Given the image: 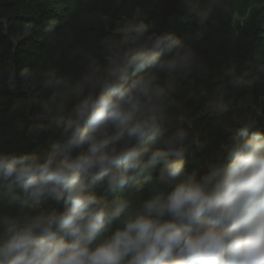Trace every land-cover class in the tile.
Returning a JSON list of instances; mask_svg holds the SVG:
<instances>
[{
	"label": "clouds",
	"instance_id": "1",
	"mask_svg": "<svg viewBox=\"0 0 264 264\" xmlns=\"http://www.w3.org/2000/svg\"><path fill=\"white\" fill-rule=\"evenodd\" d=\"M145 5L103 16L94 47L68 50L74 70L20 72L40 89L29 119L47 146L0 149V264H264V110L237 114L229 99L249 73L224 66L204 93L223 132L210 147L183 99L206 61L176 32L150 30ZM182 8L201 25L228 11Z\"/></svg>",
	"mask_w": 264,
	"mask_h": 264
},
{
	"label": "trees",
	"instance_id": "2",
	"mask_svg": "<svg viewBox=\"0 0 264 264\" xmlns=\"http://www.w3.org/2000/svg\"><path fill=\"white\" fill-rule=\"evenodd\" d=\"M222 4L228 11L204 25L183 11L182 0H146L145 5L150 30L176 32L192 41L206 61L207 72L196 78L183 99L196 131L210 147L223 138V132L203 111L208 98L204 93L224 84L222 67L236 65L249 73L245 88L229 89L236 113L264 110V0H222ZM135 5L136 0L119 4L115 0H0V149L34 151L47 146L45 136L35 131L36 122L29 119V109L35 112L32 99L40 89H26L20 72L51 62L74 70L75 62L66 60L68 50L94 47L107 34L102 17L110 16L114 24ZM25 30L30 34L18 39ZM195 163L196 158H188L189 167Z\"/></svg>",
	"mask_w": 264,
	"mask_h": 264
},
{
	"label": "water",
	"instance_id": "3",
	"mask_svg": "<svg viewBox=\"0 0 264 264\" xmlns=\"http://www.w3.org/2000/svg\"><path fill=\"white\" fill-rule=\"evenodd\" d=\"M6 34L8 35V31H7V30H6ZM11 81H12V79L10 80V82H11ZM30 111H31V110L29 109V113H30Z\"/></svg>",
	"mask_w": 264,
	"mask_h": 264
}]
</instances>
